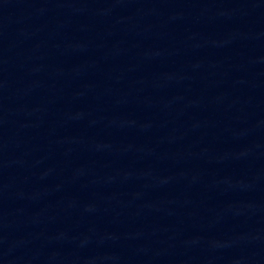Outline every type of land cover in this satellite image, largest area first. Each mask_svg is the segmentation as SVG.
<instances>
[{
	"label": "water",
	"instance_id": "95a60500",
	"mask_svg": "<svg viewBox=\"0 0 264 264\" xmlns=\"http://www.w3.org/2000/svg\"><path fill=\"white\" fill-rule=\"evenodd\" d=\"M0 264H264V0H0Z\"/></svg>",
	"mask_w": 264,
	"mask_h": 264
}]
</instances>
